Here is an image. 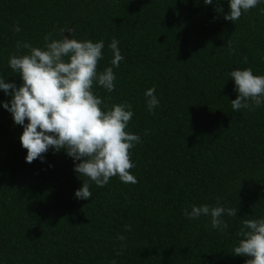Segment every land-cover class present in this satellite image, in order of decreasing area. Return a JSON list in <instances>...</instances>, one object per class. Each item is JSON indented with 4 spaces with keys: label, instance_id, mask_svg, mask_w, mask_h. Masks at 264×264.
Returning <instances> with one entry per match:
<instances>
[{
    "label": "trees",
    "instance_id": "16d2710c",
    "mask_svg": "<svg viewBox=\"0 0 264 264\" xmlns=\"http://www.w3.org/2000/svg\"><path fill=\"white\" fill-rule=\"evenodd\" d=\"M216 6L0 0V77L22 85L9 67L10 56L27 53L18 41L43 48L49 33L62 38L61 29H74L78 41H103L98 71L113 67L115 90L93 91L108 107L130 104L127 131L141 137L131 152L138 182L90 183V200H80L78 162L65 152L49 149L43 162H26L23 127L4 109L10 97L0 90V264H246L233 247L242 219L264 218V104L234 111L229 73L264 75V0L235 23L223 18L229 0H221L223 13ZM113 38L124 57L119 67L111 64ZM153 87L154 114L145 97ZM205 204L235 208L237 216H222L223 231L210 217H185Z\"/></svg>",
    "mask_w": 264,
    "mask_h": 264
},
{
    "label": "clouds",
    "instance_id": "9594fccd",
    "mask_svg": "<svg viewBox=\"0 0 264 264\" xmlns=\"http://www.w3.org/2000/svg\"><path fill=\"white\" fill-rule=\"evenodd\" d=\"M260 2L229 0L230 11L223 18L235 23ZM204 3L211 5L213 0H204ZM220 3L221 0H217L216 11L223 13ZM14 30L19 32L20 28L17 26ZM74 31L61 29V39H52V33H49L44 37L43 48L18 41L17 48L23 47L27 53L10 56L9 67L23 83L17 87L0 77V90L10 97L3 103L4 109L11 113L15 125L23 127L20 142L27 150L26 162L31 164L37 159L43 162L49 149L65 152L78 162L74 171L83 180L75 196L90 200V183L104 187L117 176L126 184L138 182L131 173L135 167L131 152L141 143V137L127 131L133 117L130 104L125 102L108 107L93 91L94 85L109 93L115 90L113 67L98 71L104 42L78 41ZM66 32L73 38L69 39ZM118 44L113 38L108 45L113 53L111 64L115 67H119L124 59ZM228 46L231 47L230 40ZM229 75L238 93L237 99L231 101L234 111L255 110L264 104V75H254L250 68L233 70ZM155 91L153 87L145 92L147 108L153 114L159 105ZM225 214L236 217L237 209L205 204L193 205L191 211H184L188 219L210 217L211 227L221 231L228 228L222 219ZM125 230L130 231L131 226H126ZM236 235L240 239L233 247L234 255L246 257V264H264V218L242 219ZM118 239L123 241L125 237L120 235Z\"/></svg>",
    "mask_w": 264,
    "mask_h": 264
}]
</instances>
